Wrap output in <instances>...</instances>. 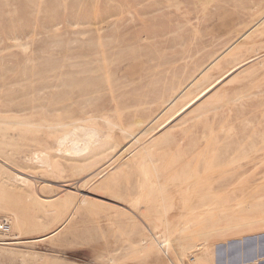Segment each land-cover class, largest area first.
<instances>
[{"label":"rangeland","instance_id":"rangeland-1","mask_svg":"<svg viewBox=\"0 0 264 264\" xmlns=\"http://www.w3.org/2000/svg\"><path fill=\"white\" fill-rule=\"evenodd\" d=\"M0 218V264H264V0H0Z\"/></svg>","mask_w":264,"mask_h":264},{"label":"bare ground","instance_id":"bare-ground-1","mask_svg":"<svg viewBox=\"0 0 264 264\" xmlns=\"http://www.w3.org/2000/svg\"><path fill=\"white\" fill-rule=\"evenodd\" d=\"M5 223V224H4ZM0 225H1V228H0V233H7L10 229V223L9 221L6 219V218H0ZM14 237L12 238H9V240H13Z\"/></svg>","mask_w":264,"mask_h":264},{"label":"built area","instance_id":"built-area-1","mask_svg":"<svg viewBox=\"0 0 264 264\" xmlns=\"http://www.w3.org/2000/svg\"><path fill=\"white\" fill-rule=\"evenodd\" d=\"M5 224V223H4ZM0 228H1V225H0Z\"/></svg>","mask_w":264,"mask_h":264}]
</instances>
